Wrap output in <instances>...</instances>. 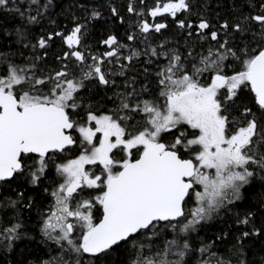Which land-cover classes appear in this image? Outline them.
<instances>
[{
	"label": "snow or ice",
	"instance_id": "1",
	"mask_svg": "<svg viewBox=\"0 0 264 264\" xmlns=\"http://www.w3.org/2000/svg\"><path fill=\"white\" fill-rule=\"evenodd\" d=\"M51 4L0 0V12L20 20L0 29L31 50L0 51V221H13L0 227V245L11 250L33 238L23 210L37 207L28 193L39 189L52 198L47 212L38 211L39 231L55 247L29 264H117L116 254L119 264H255L252 243L264 244V0H232L222 20L208 15L209 0H153L150 7L129 0L134 31L124 39L131 44L105 32L98 44L107 50L99 53L84 40L103 13L87 3L79 5L85 16L73 15L61 31L42 30L32 42L30 26ZM109 12L125 22L117 7ZM170 25L184 37V52L167 38L150 42ZM138 37L143 50L132 46ZM56 39L66 50L50 67ZM141 56L149 66L153 57L166 63L139 90L135 76L126 78L124 90L113 93L115 107L101 111L79 95L86 81L121 87L106 65L115 61L125 77ZM143 72L147 80L149 67ZM73 149L79 155L55 162ZM257 185L253 202L234 211ZM222 210L231 214L227 228L200 236Z\"/></svg>",
	"mask_w": 264,
	"mask_h": 264
},
{
	"label": "trees",
	"instance_id": "2",
	"mask_svg": "<svg viewBox=\"0 0 264 264\" xmlns=\"http://www.w3.org/2000/svg\"><path fill=\"white\" fill-rule=\"evenodd\" d=\"M129 0H52V4L48 10V13L45 15V18L41 20L39 25H31V35L30 39L33 43H35V38L38 37L42 30H52L61 31L69 26V21L74 16L83 17L85 16V12L82 11L79 7L82 3H87L89 7L95 6L98 7L103 16L101 19L97 21H93L89 24V32L87 37L84 40V44L88 45L90 50L93 53H99L106 51V47L98 44V40L102 38V34L105 32H114L120 39L122 43L131 42L124 39L125 32L134 31V29L130 28L129 25L135 19V17L130 16L127 13V4ZM139 3V0H137ZM147 5L150 7L153 3V0H146ZM109 5L115 6L120 11L121 16H124L125 22L121 24L119 20H113L111 14L109 12ZM219 5V6H218ZM231 8H232V0H209V8L208 15L215 20L217 13L219 14L221 20L224 17L231 16ZM34 14V13H33ZM151 22V17H148ZM54 21V23H52ZM20 20L18 17H13L10 14H6L4 12H0V24H4L5 26L11 28L15 24H19ZM176 29L170 25L167 31L163 32V35L160 34H151L149 36V40L153 45L159 44L162 40L167 38L170 41V47H179L181 52L185 51L184 48V37L182 35H176ZM142 37H138L137 42L132 44L133 47L140 48L143 50L145 47L144 43L141 42ZM16 37L15 35H5L2 29H0V51H8L9 47H11L12 51H23L24 56H28L31 54L30 49H23L22 45L15 43ZM178 42V43H177ZM195 48L196 52H199L201 49L196 40V37L193 36L192 40L189 41ZM207 45H205L206 47ZM63 50H66L61 44L59 39L51 45L49 49V56L47 57L48 65L50 67H54V54H61ZM42 55L43 53H39ZM125 54H127L125 52ZM195 54V53H194ZM153 64L151 66L147 65L145 61L147 57L141 56L139 60L133 61L132 66L126 72L125 77H121L118 75L120 69L115 61L111 65H106V70L111 69L113 73H117V75L111 76L110 79H114L119 88H111L105 89L104 86H96L95 83L85 82L87 87L85 89H81L79 95L81 96H91V99L94 104H96L97 109L103 111L105 109H111L115 107L116 104L119 103L118 99L113 95L114 92L123 91V84L126 78H131L135 76L137 83L135 87L137 90L140 89L141 85L144 83H150L157 70V64L166 63L163 58H155L153 57ZM23 58L17 56V63H22ZM122 63H127V61H121ZM43 67V65H41ZM145 67H149V76L147 80H145L143 69ZM108 98H111L109 100ZM141 119L140 116L136 117V120ZM130 123H135V120ZM78 151L73 149L72 151H66L65 153L58 154L56 158V163H59V157L62 155V158L72 157ZM119 155V153H117ZM94 171H99V168L95 166L93 168ZM55 176V168L51 167L49 170V177ZM49 186L48 181H45L42 187ZM259 193V186L257 185L253 189H250L246 194L248 199L242 202H237V207L235 210H240L250 203H252V197L256 196ZM4 195H8V192H4ZM29 195L35 196L37 198V207H33L31 210H23V218L27 227V231L29 235L33 237L32 239H21L15 241L11 250H8L4 246L0 245V264H29L30 261L36 260L38 257L45 256V252L48 248H54L55 245L52 244L51 241L47 243L44 242V237L39 231V220L40 217L38 215V211L47 212L48 205L52 203V198L47 194L43 193L39 189L36 191H30ZM189 207H192V203L190 202ZM230 215H226L222 210L220 216L210 221L206 227L200 232V236L211 235L213 232L218 229L227 228V223H230ZM9 219L8 215H5L0 221V227L7 226L12 223ZM170 238V237H169ZM231 241H226L225 245L221 246V251L227 246H229ZM252 243V242H247ZM264 256V244H261L259 240L252 243V251L249 252V260L255 261V264H259L260 257ZM121 254H116L114 259L119 264L121 260Z\"/></svg>",
	"mask_w": 264,
	"mask_h": 264
},
{
	"label": "rangeland",
	"instance_id": "3",
	"mask_svg": "<svg viewBox=\"0 0 264 264\" xmlns=\"http://www.w3.org/2000/svg\"><path fill=\"white\" fill-rule=\"evenodd\" d=\"M76 155H79V151L75 154V155H73L72 157H67V158H60L59 159V162H63V161H65V160H67V159H72V158H74ZM86 167H88V168H90V169H92L93 170V168L95 167V166H86ZM98 167V166H97ZM99 168V167H98ZM99 171H97V173H98ZM193 206V205H192Z\"/></svg>",
	"mask_w": 264,
	"mask_h": 264
},
{
	"label": "flooded vegetation",
	"instance_id": "4",
	"mask_svg": "<svg viewBox=\"0 0 264 264\" xmlns=\"http://www.w3.org/2000/svg\"><path fill=\"white\" fill-rule=\"evenodd\" d=\"M62 157V155H60L59 159Z\"/></svg>",
	"mask_w": 264,
	"mask_h": 264
}]
</instances>
